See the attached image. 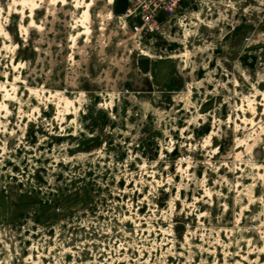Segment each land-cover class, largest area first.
I'll return each mask as SVG.
<instances>
[{
  "label": "rangeland",
  "instance_id": "374dc122",
  "mask_svg": "<svg viewBox=\"0 0 264 264\" xmlns=\"http://www.w3.org/2000/svg\"><path fill=\"white\" fill-rule=\"evenodd\" d=\"M0 0V264H264V0Z\"/></svg>",
  "mask_w": 264,
  "mask_h": 264
},
{
  "label": "built area",
  "instance_id": "2783aa9c",
  "mask_svg": "<svg viewBox=\"0 0 264 264\" xmlns=\"http://www.w3.org/2000/svg\"><path fill=\"white\" fill-rule=\"evenodd\" d=\"M149 1V12L145 18L151 23L161 12L173 16L179 10L182 0H147Z\"/></svg>",
  "mask_w": 264,
  "mask_h": 264
}]
</instances>
